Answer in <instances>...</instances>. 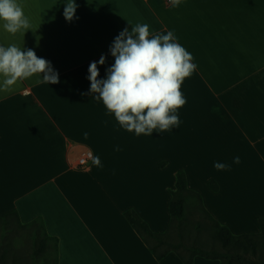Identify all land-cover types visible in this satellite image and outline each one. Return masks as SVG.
Masks as SVG:
<instances>
[{
  "label": "crops",
  "instance_id": "obj_1",
  "mask_svg": "<svg viewBox=\"0 0 264 264\" xmlns=\"http://www.w3.org/2000/svg\"><path fill=\"white\" fill-rule=\"evenodd\" d=\"M17 2L31 27L13 36L0 23V46L34 50L59 83L37 85L33 76L0 92V218L17 212L22 225L41 218L58 239L57 264H183L175 253L158 261L125 213L135 211L164 233L176 174L184 171L216 221L235 235L260 232L264 0H181L178 7L167 0H75L72 22L63 15L67 0ZM144 23L150 36L172 31L197 68L181 86L179 125L136 136L93 97L87 77L95 61L98 79L106 78L115 37ZM89 150L100 166L93 159L79 168ZM217 162L229 167L217 170ZM194 264L219 261L196 257Z\"/></svg>",
  "mask_w": 264,
  "mask_h": 264
},
{
  "label": "clouds",
  "instance_id": "obj_2",
  "mask_svg": "<svg viewBox=\"0 0 264 264\" xmlns=\"http://www.w3.org/2000/svg\"><path fill=\"white\" fill-rule=\"evenodd\" d=\"M169 3L178 7L181 0H169ZM77 7L75 0H67L63 12L67 22L73 21ZM0 23L13 36L31 27L17 0H0ZM109 52L114 64L106 69V78L98 79L100 73L94 61L89 65L87 79L90 93L102 101L119 126L136 136L151 135L155 130L165 132L178 126L180 120L176 113L186 103L181 86L197 65L192 62L191 54L176 42L174 33L150 36L148 24H137L131 31L125 28L120 32ZM105 59L101 55L99 65H104ZM33 76L37 77V85L59 83L58 73L51 63L37 57L34 50H22L14 44L0 46V92L11 93L19 81ZM233 162L240 163L239 157ZM93 164L100 166L99 157ZM214 167L224 170L229 166L217 162Z\"/></svg>",
  "mask_w": 264,
  "mask_h": 264
},
{
  "label": "trees",
  "instance_id": "obj_3",
  "mask_svg": "<svg viewBox=\"0 0 264 264\" xmlns=\"http://www.w3.org/2000/svg\"><path fill=\"white\" fill-rule=\"evenodd\" d=\"M161 166L164 164L161 163ZM209 187L212 191H218V185L211 181ZM169 202V213L171 222L164 233L153 232L148 224L143 221L138 214L129 210L125 213V218L143 242L148 246L154 257L160 261L166 258L170 253H175L183 264H194L196 257L207 260L219 261V264H264V218L258 220L260 232L257 234L235 235L226 226L216 221L205 209L202 197L199 193L189 189L187 176L184 171L176 174L175 190L171 192ZM191 200L193 203H190ZM197 209L202 212L211 221L210 232L212 238L220 244L221 250L204 249L197 246L174 245L169 241L170 232L173 228H181L186 222L187 212ZM13 217L22 227L40 228L44 234L41 239L39 251L43 253L48 249V241L54 243L55 264H57V245L58 239L49 237L46 233L44 223L41 218L34 220L29 225H22L18 219L17 212L5 215L0 218L1 221ZM170 247V248H166ZM182 248L187 254L177 251Z\"/></svg>",
  "mask_w": 264,
  "mask_h": 264
},
{
  "label": "rangeland",
  "instance_id": "obj_4",
  "mask_svg": "<svg viewBox=\"0 0 264 264\" xmlns=\"http://www.w3.org/2000/svg\"><path fill=\"white\" fill-rule=\"evenodd\" d=\"M186 217V222L181 228L171 230L169 236L171 243L221 250L220 244L212 238L211 221L206 215L193 209L190 213L187 212ZM41 239H44V234L40 228L22 227L13 217L1 221L0 264H55L54 243L48 241V249L41 253L39 251ZM177 251L187 254L182 248Z\"/></svg>",
  "mask_w": 264,
  "mask_h": 264
},
{
  "label": "built area",
  "instance_id": "obj_5",
  "mask_svg": "<svg viewBox=\"0 0 264 264\" xmlns=\"http://www.w3.org/2000/svg\"><path fill=\"white\" fill-rule=\"evenodd\" d=\"M167 3H169V0H167ZM94 159V154L92 151H87L85 154L82 155V157L78 161V167L79 168H86L89 166L90 162Z\"/></svg>",
  "mask_w": 264,
  "mask_h": 264
}]
</instances>
